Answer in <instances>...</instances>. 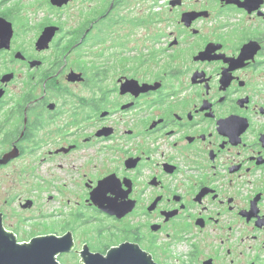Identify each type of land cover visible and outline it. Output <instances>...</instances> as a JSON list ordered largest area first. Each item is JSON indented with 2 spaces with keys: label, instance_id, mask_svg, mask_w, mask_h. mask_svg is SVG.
<instances>
[{
  "label": "flooded vegetation",
  "instance_id": "flooded-vegetation-1",
  "mask_svg": "<svg viewBox=\"0 0 264 264\" xmlns=\"http://www.w3.org/2000/svg\"><path fill=\"white\" fill-rule=\"evenodd\" d=\"M95 1L79 27L43 22L32 41L0 1V158L18 153L0 167L37 152L63 171L42 177L56 190L67 165L84 189L60 230L34 236L71 234L60 264L123 243L153 264H264V0H150L130 44L116 34L125 0ZM47 25L58 30L37 49ZM70 51L91 60L70 64ZM101 180L117 212L90 198Z\"/></svg>",
  "mask_w": 264,
  "mask_h": 264
},
{
  "label": "rangeland",
  "instance_id": "rangeland-1",
  "mask_svg": "<svg viewBox=\"0 0 264 264\" xmlns=\"http://www.w3.org/2000/svg\"><path fill=\"white\" fill-rule=\"evenodd\" d=\"M138 1L125 0L120 6V18L124 21L122 24H117L116 28H119L120 31L118 30L116 34L124 37L125 44L132 43L137 37L143 39L142 36L147 30L144 26H137L136 23L145 21L154 12L152 7L149 8L152 5L150 0L147 2ZM108 3L109 0H107V6ZM9 5L10 8L14 6L15 10L19 8L18 14L30 29L27 38L32 41L37 36L39 24L46 22L47 24L61 25L63 32L72 31L84 21L87 5L95 7L97 13L102 9L103 3L95 0H70L65 5L66 7L61 8V11H55L56 7L52 6L49 0H9ZM66 39L62 38V44L66 42ZM84 53L86 52L84 51ZM66 58L71 61L70 64L84 66L91 60L89 52L81 56L78 52L70 51ZM17 85L20 84H14V86ZM56 164L57 161L43 163L41 155L35 152L26 153L10 165L0 167V211L5 213L3 226L7 231L14 233L18 242L26 241L39 232L60 230L59 226L70 209L66 204V199L72 198L77 192H84L79 181L75 183L71 179V177H77L68 165L62 168L67 169L68 172L65 176L67 184L61 190H56L53 187V182L43 179L42 177H48L46 173L48 171L56 176L63 175V171L55 168ZM59 185L57 183V186ZM50 195L54 197L52 200H48ZM26 199L33 201L29 208L21 206V203L23 204ZM66 256L61 257V262L65 264L76 262L75 258L71 259L70 255Z\"/></svg>",
  "mask_w": 264,
  "mask_h": 264
},
{
  "label": "water",
  "instance_id": "water-1",
  "mask_svg": "<svg viewBox=\"0 0 264 264\" xmlns=\"http://www.w3.org/2000/svg\"><path fill=\"white\" fill-rule=\"evenodd\" d=\"M70 0H49L54 7H62ZM249 0V11L256 8L257 4ZM262 0H259V4ZM173 5L175 3H172ZM200 12H184L181 21L189 24L190 20L195 18ZM0 21L5 22L3 18ZM11 27V26H10ZM58 27L47 25L43 28L36 41L37 49H45L55 35ZM11 32V30H10ZM79 74L71 72L69 79L75 80ZM18 156V153L11 150L0 158V164H6L10 159ZM104 180L98 182L97 186L91 191L90 198L98 206L109 212H117L118 206L110 211L114 206L104 204L101 192H103ZM32 205L31 200H26L23 208H29ZM119 214V213H118ZM121 245V246H120ZM117 247L111 248L106 255L99 253H89L87 250L82 252L84 264H153L150 258L142 252L137 246L130 243H123ZM72 246L71 234L66 233L62 236L55 234H45L34 236L29 241L18 242L16 236L7 231L2 222L0 213V264H60L56 257L58 254L68 252Z\"/></svg>",
  "mask_w": 264,
  "mask_h": 264
},
{
  "label": "snow or ice",
  "instance_id": "snow-or-ice-1",
  "mask_svg": "<svg viewBox=\"0 0 264 264\" xmlns=\"http://www.w3.org/2000/svg\"><path fill=\"white\" fill-rule=\"evenodd\" d=\"M111 190H112V189H105V192H107V191H111ZM105 192H101V196H102V197L104 196Z\"/></svg>",
  "mask_w": 264,
  "mask_h": 264
},
{
  "label": "trees",
  "instance_id": "trees-1",
  "mask_svg": "<svg viewBox=\"0 0 264 264\" xmlns=\"http://www.w3.org/2000/svg\"><path fill=\"white\" fill-rule=\"evenodd\" d=\"M20 242V241H19Z\"/></svg>",
  "mask_w": 264,
  "mask_h": 264
}]
</instances>
